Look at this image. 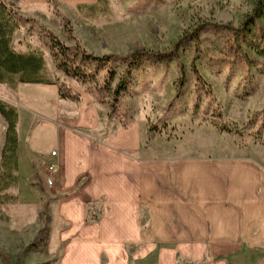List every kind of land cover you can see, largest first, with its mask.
Instances as JSON below:
<instances>
[{
  "label": "rangeland",
  "instance_id": "374dc122",
  "mask_svg": "<svg viewBox=\"0 0 264 264\" xmlns=\"http://www.w3.org/2000/svg\"><path fill=\"white\" fill-rule=\"evenodd\" d=\"M255 1L37 0L21 9L10 4L31 20L15 31L13 49L19 53L41 54L51 84L58 89V81L65 83L80 99L77 103L63 101L77 108L84 106L87 115L99 112L102 120L108 115L98 130L87 131L89 138L103 143L109 138L110 143H116L119 136L127 151L132 145L141 150L142 160L171 159L176 151L183 152L184 158L190 161L264 156V57L249 49L253 64L248 66L227 55L221 49L227 32L212 26L240 27L252 12ZM202 24L210 27L200 33L198 46L186 45L175 58L146 61L133 72L127 91L120 95L118 113L111 111L109 104L94 100L89 91L93 85L78 83L57 69L45 34L48 31L68 47H78L96 56H128L142 51L169 53L182 36ZM261 24L264 26V21ZM252 32L255 34L254 29ZM251 39L258 42L255 36ZM194 64L215 104L210 99L212 96L197 86L202 84H197ZM123 71L124 67H120L118 76ZM181 79L184 86L179 90ZM0 84H5L0 86V101L6 104L3 100L8 99L16 104L17 80L16 86ZM217 110L232 129L231 134L221 132L214 125L215 121L219 122ZM257 113L255 125H249ZM28 115L31 114L22 113L24 122ZM20 131L19 168L14 172L17 183L10 187L8 184V189L0 191V264H162L158 259L165 250L162 243L147 259H134L146 254L142 251L140 255V249L132 247L125 248L126 254L124 248L118 247L113 254L102 253L100 241L93 244L99 254H93L92 246L86 243L84 221L66 222L61 216L57 184L46 183L49 178L54 181L52 173L43 171L40 180L32 173L36 170H31L26 157L31 128L23 127ZM236 131H242L243 136ZM4 171L0 165V188L6 185L1 184V180L5 181ZM30 176L36 179L28 181ZM42 180L46 188L34 189ZM99 211L100 207L90 206L85 222H97ZM175 260V264L196 263L183 259L180 253Z\"/></svg>",
  "mask_w": 264,
  "mask_h": 264
},
{
  "label": "crops",
  "instance_id": "0c3cea01",
  "mask_svg": "<svg viewBox=\"0 0 264 264\" xmlns=\"http://www.w3.org/2000/svg\"><path fill=\"white\" fill-rule=\"evenodd\" d=\"M0 2L21 9L37 0ZM16 90V104L3 101L19 111L18 164L20 130L29 126L32 173L39 180L43 171L52 173L61 216L84 221L92 249L100 241L102 253L132 247L146 254L134 259H147L162 243V264H175L179 253L195 264H264V156L190 161L176 151L171 159L142 160L141 150L127 151L119 136L116 143L89 138L87 131L108 115L102 120L99 112L87 115L84 106L59 100L53 84L18 82ZM23 112L31 114L25 122ZM6 127L0 115V165ZM93 205L101 208L98 221L86 223Z\"/></svg>",
  "mask_w": 264,
  "mask_h": 264
},
{
  "label": "trees",
  "instance_id": "16d2710c",
  "mask_svg": "<svg viewBox=\"0 0 264 264\" xmlns=\"http://www.w3.org/2000/svg\"><path fill=\"white\" fill-rule=\"evenodd\" d=\"M262 21H264V0H256L252 12L243 19L240 27L233 28L217 24H212V26L216 30L227 32V40L222 43L221 49L227 55H232L236 60L244 62L245 65L252 66L253 62L249 49H252L253 53L264 57V26L261 24ZM29 22L31 20L21 16L12 6L0 2V83H8L13 86H16L14 85L16 80L17 82L28 84L52 83V80L46 77L44 58L41 54L34 52L28 54L19 53L13 49L12 40L15 31L23 28ZM207 27H210V24L199 25L192 32L182 36L169 53L142 51L128 56H96L86 53L78 47H68L48 31L45 34L49 40L51 55L57 69L78 83H82L85 86L88 84L93 85V89L89 91L94 96V100L99 103L109 104L111 111L118 113L120 95L127 91L134 71L142 68L146 61L173 59L186 45L191 46L195 43V46H198L197 41L200 33ZM253 29L255 34L252 32ZM252 36H255L258 42L251 39ZM259 43H263V46ZM195 66L194 64L193 73H196L197 84H202L197 86L212 96L210 99L215 104L216 102L213 100L210 89H207L206 84L202 82V78ZM120 67H124V71L118 76ZM57 85L60 100L74 103L80 101L79 97L71 91L68 85L59 81ZM178 86L179 90L183 88V79L178 81ZM215 114L219 122L215 121L214 125L221 132L231 134L233 131L223 121L221 112L217 110ZM0 115L7 123L1 163V169L6 170L2 175V179L5 181L1 180V184L4 183L6 185L0 188V191H4L13 183H17L14 172L18 170V113L16 108L0 101ZM257 116L258 113L254 115L248 124L255 125L254 120ZM259 133L257 135L258 138H260ZM236 134L243 136L242 131H236ZM8 184H10L9 187H7Z\"/></svg>",
  "mask_w": 264,
  "mask_h": 264
},
{
  "label": "built area",
  "instance_id": "2783aa9c",
  "mask_svg": "<svg viewBox=\"0 0 264 264\" xmlns=\"http://www.w3.org/2000/svg\"><path fill=\"white\" fill-rule=\"evenodd\" d=\"M53 156H55L56 155V153H53L52 154ZM47 184L49 185V186H51V185H53L54 183H53V180L52 179H47Z\"/></svg>",
  "mask_w": 264,
  "mask_h": 264
}]
</instances>
